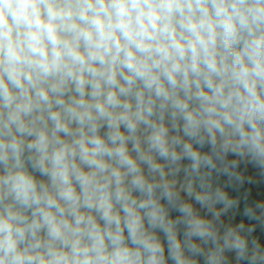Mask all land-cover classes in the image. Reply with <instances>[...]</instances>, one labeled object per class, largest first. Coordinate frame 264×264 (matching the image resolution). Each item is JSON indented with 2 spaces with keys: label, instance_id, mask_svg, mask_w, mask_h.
<instances>
[{
  "label": "clouds",
  "instance_id": "obj_1",
  "mask_svg": "<svg viewBox=\"0 0 264 264\" xmlns=\"http://www.w3.org/2000/svg\"><path fill=\"white\" fill-rule=\"evenodd\" d=\"M261 183L264 0H0V264H264Z\"/></svg>",
  "mask_w": 264,
  "mask_h": 264
},
{
  "label": "trees",
  "instance_id": "obj_2",
  "mask_svg": "<svg viewBox=\"0 0 264 264\" xmlns=\"http://www.w3.org/2000/svg\"><path fill=\"white\" fill-rule=\"evenodd\" d=\"M250 172L252 173H256V169L252 168V169H249ZM253 193L254 195H258L260 197H264V183H261L259 185H254L253 186ZM173 215H176L175 213H173Z\"/></svg>",
  "mask_w": 264,
  "mask_h": 264
},
{
  "label": "rangeland",
  "instance_id": "obj_3",
  "mask_svg": "<svg viewBox=\"0 0 264 264\" xmlns=\"http://www.w3.org/2000/svg\"><path fill=\"white\" fill-rule=\"evenodd\" d=\"M250 169H252L251 166H250Z\"/></svg>",
  "mask_w": 264,
  "mask_h": 264
}]
</instances>
